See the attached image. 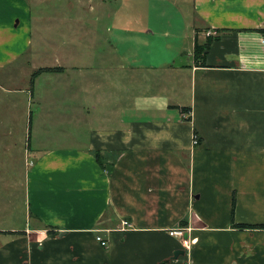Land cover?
<instances>
[{"label": "crops", "instance_id": "obj_1", "mask_svg": "<svg viewBox=\"0 0 264 264\" xmlns=\"http://www.w3.org/2000/svg\"><path fill=\"white\" fill-rule=\"evenodd\" d=\"M110 1L119 2L118 11L94 17L92 25L104 34L109 25L116 41L126 35L132 46L133 38L156 35L137 28L138 18L125 9L183 6V36L158 35L178 41L166 48L176 49L175 63L151 64L142 59L148 52L132 61L136 68L123 66L134 78L143 70L170 75L176 100L141 94L124 100L122 112L100 113L99 89L112 78L94 72L90 84L84 81L89 68L76 61L84 52L68 51L84 100L59 101L79 112L81 123L92 122L91 140L79 149L39 150L27 180L26 217L35 226L9 230L27 235L2 240L0 264H264V229L238 228L264 225V0ZM30 8L27 0H0V66L23 54L13 53L17 41L4 33L15 19L16 28L32 25ZM76 24L83 26V18ZM106 38L108 48L90 57L120 51ZM90 86L97 89L93 96ZM114 120L120 129L100 125ZM124 221L132 227L124 228ZM179 228L187 231L188 248L170 234Z\"/></svg>", "mask_w": 264, "mask_h": 264}, {"label": "rangeland", "instance_id": "obj_2", "mask_svg": "<svg viewBox=\"0 0 264 264\" xmlns=\"http://www.w3.org/2000/svg\"><path fill=\"white\" fill-rule=\"evenodd\" d=\"M27 2L31 7L33 24H23L16 28L18 19H15L13 29L4 33L17 41L13 53L23 54L5 66H0V244L7 235H27L26 232L14 234L9 231L10 229L25 228L30 224L35 226L33 220L29 222L26 217L27 180L29 171L34 168L33 160L39 150L61 148L66 145L79 149L84 148L91 140L89 123L92 122L83 120L84 123H81L79 112L67 110L59 101L84 100L78 98L77 76L74 71L77 65L67 52L75 50L84 52V55L82 52L79 54L76 61L85 69L89 68L81 77L84 81H89V84L92 82L94 72L100 73L101 78H112L110 81H102L108 83V86L99 89L100 113H113L114 109L122 112L124 107L128 106L124 100H133L134 96L141 94H164L176 100L175 93L178 88L170 75L167 78L162 74L143 70L134 78L129 71L132 69L123 66L124 63L126 66L132 64V68H136L137 65L132 61L136 57L138 61L142 58L141 54L148 52L149 58L142 59L151 64H174L177 59L176 49L173 46H168L169 50L166 48L169 43L175 45L178 41L164 37L159 39L158 35L169 32L172 35L183 36L185 29L183 26L185 21L180 14L183 6L180 10L169 6L161 9L158 6L153 8L154 13H149L150 8L147 9L146 6L137 10L125 9L123 13L129 18H138L137 28L150 29L158 38L156 40V36L148 37V40L139 42L132 36V46V40L126 35L116 41L109 28L107 30L109 25L103 26L105 34L100 32L101 26L92 25L94 17L106 18L109 11H118L119 2L114 3L110 0H27ZM20 15L25 16V10ZM79 18H83V26L76 24ZM30 28H33L31 46L27 42L31 35ZM108 36L110 42L116 44L120 51L108 53L109 55L102 52L107 57H90V53L94 52L97 55L98 51H105L108 48V45L105 47ZM93 40L96 42V48ZM122 55H126L128 63L124 61ZM96 90V87L90 86L88 94L91 92L93 96ZM89 95H86L85 98L88 100H85V103L90 105ZM42 100H56L57 103L54 101V105H46L44 101L42 104ZM110 100H114L113 103ZM112 108L114 109L111 110ZM77 116L80 117L79 120L74 119ZM93 124L98 122L94 121ZM100 125L106 128H121V122L116 120L101 121ZM35 223L40 227L36 221Z\"/></svg>", "mask_w": 264, "mask_h": 264}, {"label": "built area", "instance_id": "obj_3", "mask_svg": "<svg viewBox=\"0 0 264 264\" xmlns=\"http://www.w3.org/2000/svg\"><path fill=\"white\" fill-rule=\"evenodd\" d=\"M217 35V31H209L208 32V36H216ZM263 43H264V38H263ZM199 143V137L198 136H195L194 137V140H193V144L194 145H197ZM122 226L124 228H131L132 225L128 222V221H124L122 223ZM172 236H177L179 237L180 239H182V242H183V246L185 248H188L189 246V241H188V238L187 237V231L183 228H179V229H176V230H173L171 233H170ZM97 239L101 242V244L104 246V247H107V242L102 238V237H97Z\"/></svg>", "mask_w": 264, "mask_h": 264}, {"label": "trees", "instance_id": "obj_4", "mask_svg": "<svg viewBox=\"0 0 264 264\" xmlns=\"http://www.w3.org/2000/svg\"><path fill=\"white\" fill-rule=\"evenodd\" d=\"M215 38H218V37H215ZM202 54V51L201 49L199 48V46L196 47V57L197 59H200V55ZM97 156V159L99 162H101L100 160V155L99 154H96ZM238 228H241V229H264V225H248V224H241V225H238ZM14 234H23L21 232H13Z\"/></svg>", "mask_w": 264, "mask_h": 264}]
</instances>
